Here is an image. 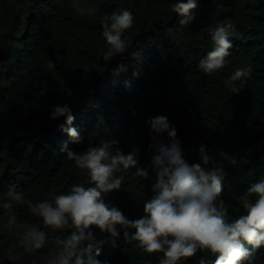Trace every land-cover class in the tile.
Instances as JSON below:
<instances>
[{
	"label": "trees",
	"instance_id": "1",
	"mask_svg": "<svg viewBox=\"0 0 264 264\" xmlns=\"http://www.w3.org/2000/svg\"><path fill=\"white\" fill-rule=\"evenodd\" d=\"M174 2L96 0L94 15H80L72 0H0V264H46L54 244L34 254L13 248L18 240L4 227L8 212L2 205L10 190L37 202L86 183L87 176L61 151L65 145L76 153L105 142L126 154L140 148V166L149 169V177L135 176V169L118 173L125 182L105 200L129 219L142 217L155 180L146 122L157 115L167 116L177 130L189 164L201 163L198 147L206 145L211 159L204 167L223 170L226 218L244 214L237 197L264 177V0H198L195 20L183 27L171 10ZM91 3L80 0L81 7ZM121 8L135 16L133 29L125 33L129 49L105 62L102 18ZM225 20L236 29L231 55L209 76L198 63L212 50L211 30ZM50 61L54 69L47 67ZM120 65L126 70L118 71ZM249 65L251 78L242 86L236 82L241 90L234 94L230 76ZM61 89H71L72 95ZM57 104L71 108L82 143L58 131L63 117L49 118ZM13 213L21 223L42 226L26 206L16 205ZM92 230L97 240L107 241L101 264H159L158 254L136 248L123 232L113 241ZM16 255L21 258H10ZM201 258L208 264L215 257L198 252L187 264H199ZM252 264H264V244Z\"/></svg>",
	"mask_w": 264,
	"mask_h": 264
},
{
	"label": "clouds",
	"instance_id": "2",
	"mask_svg": "<svg viewBox=\"0 0 264 264\" xmlns=\"http://www.w3.org/2000/svg\"><path fill=\"white\" fill-rule=\"evenodd\" d=\"M72 4L80 15H94L98 11L96 0L86 8L80 6V0H72ZM197 7L198 0H175L171 10L183 27L195 20ZM134 21L135 16L126 8L103 15V61L110 62L128 51L125 33L133 29ZM235 34L230 20L218 23L210 32L212 50L199 60L198 69L209 76L222 69L231 55V37ZM55 66V62L50 61L47 67L54 69ZM124 70L123 65L118 66V71ZM251 76V65L239 68L230 76L228 87L234 94L238 93L241 88L236 82L242 86ZM61 91L72 95L71 89ZM61 117L64 123L58 126V131L66 134L72 143H82V137L72 126L74 116L68 104H57L51 109V120ZM146 124L153 141L149 147L154 150L150 166L155 180L151 198L143 202L142 217L129 219L122 210L105 200L107 194L120 190L125 182V176L118 173L135 169V176L149 177V169L140 166V148H133L126 154L119 148L110 150V143L105 142L76 153L65 145L61 151L66 152L74 168L87 176V182L73 183L66 192L37 202L26 199L20 191L10 190L2 207L8 212L4 227L18 240L12 247L22 249V254H34L52 243L54 248L49 250L46 264H101L98 258L107 241L97 240L94 227L113 241L123 232L124 239L135 242L136 248L147 254H158L159 264H187L189 258L205 251L215 257L208 264H252L264 244V177L251 183L237 197L244 214L229 221L221 197L223 170L204 167L211 159L206 145L198 147L201 163L189 164L184 158L177 130L167 116L157 115ZM164 134L167 142L160 139ZM114 143L111 142V146ZM222 155L236 166L235 158L226 153ZM16 205L26 206L42 226L21 223L13 213ZM130 229L134 230L131 234ZM47 230L55 235L50 236ZM10 258L18 260L21 255ZM199 264H206V261L201 258Z\"/></svg>",
	"mask_w": 264,
	"mask_h": 264
}]
</instances>
